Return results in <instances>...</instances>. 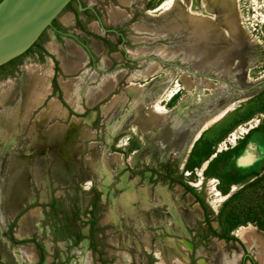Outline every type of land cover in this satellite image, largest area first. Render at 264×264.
<instances>
[{
	"label": "rangeland",
	"instance_id": "obj_1",
	"mask_svg": "<svg viewBox=\"0 0 264 264\" xmlns=\"http://www.w3.org/2000/svg\"><path fill=\"white\" fill-rule=\"evenodd\" d=\"M174 1L170 11L173 0H135L131 5L73 0L26 53L0 68L1 83L24 80L26 68L47 60L53 66L50 91L32 113L15 151L24 182L19 186L33 199L14 202L19 208L9 217L0 200V227L6 224L0 228V264H169V255L180 256L182 250L187 259L180 264H260L243 236L252 232L264 243V84L251 89L264 81V0H230V25L223 24L210 0ZM112 7L123 10L126 22L110 23ZM177 12L203 23L204 32L212 25L218 36L245 44L231 42L232 49L223 55L207 56L205 35L196 27L191 33L176 28ZM65 14L73 15V26L61 23ZM92 22L99 24L98 33L90 30ZM68 40L87 56L70 74L50 51L51 43L66 51ZM93 40L100 43L99 52ZM250 52L257 57L244 64L242 79L234 80L240 72L235 57ZM103 57L106 68L100 64ZM151 68L154 72L147 74ZM109 77L116 79L114 85L88 107L87 92L100 90ZM68 79L81 113L64 98ZM158 83L159 89H152ZM157 95L159 107L155 112L148 108L155 124L150 127L144 122L149 117L143 101L152 98L151 104ZM115 99L120 102L108 110ZM53 100L67 116L42 125L40 143L33 147L29 128ZM229 102L235 103L233 110L203 131L185 154L199 124ZM55 124L63 128L66 142H48L46 133ZM92 145L101 149V162L89 169L85 158ZM125 172L130 186L118 190ZM105 174L113 202L109 192L101 191ZM8 183L0 180L4 201ZM27 215L32 229L19 236V223ZM24 247L35 251L36 263L20 257Z\"/></svg>",
	"mask_w": 264,
	"mask_h": 264
},
{
	"label": "crops",
	"instance_id": "obj_2",
	"mask_svg": "<svg viewBox=\"0 0 264 264\" xmlns=\"http://www.w3.org/2000/svg\"><path fill=\"white\" fill-rule=\"evenodd\" d=\"M118 1L120 4H123V5H131L135 0H118ZM63 17H67L70 21L68 23H64L62 21ZM63 17L61 18V23L64 26H73L74 25V18H73L72 14H65ZM109 18H110L109 19L110 23L113 26H117V25L119 26V25L123 24L124 22H126V20H127V16L123 12V10H121L120 8H115V7H112L111 11H109ZM90 25H89V28L91 31H93L94 33L99 32L97 30H100V27H99V24L97 22H92ZM93 43H94L93 47L95 46L94 48H96L97 52H99L101 50L100 43L96 42L95 40H93ZM50 51L57 56V59L60 61V64H61V67L63 68L64 73L70 74V73L74 72L73 68H80L87 61V56H86L85 51L78 44L73 42L72 40H68V42L66 44V51L59 49L58 45L54 44V43H51ZM76 51H79V53ZM81 51H83V52L81 53ZM80 54H82V55H80ZM100 64H101V67L106 68L108 61L103 57ZM63 65L65 66V68ZM146 73L149 74L148 72H146ZM52 76H53L52 62H51V60H47V62L44 65H42L38 68H35V69L29 68V67L26 68L24 80L7 79L6 81H3L0 83V180L5 179V178L7 179L10 174L12 175L15 173L22 172L20 170V167H19L20 162H18V155H16L15 151L18 150V145L19 146L21 145L19 143V141L21 140L22 133L28 127V122H29V119L31 117L30 115H32V113L35 112L37 110V108L43 103L45 97L47 96V94L50 91V81H51ZM117 77H120V75H118ZM109 79L106 78L105 80H103V84H102L103 86L100 90L96 89L93 92H91V90H89L90 92H87L85 99H86V104L88 107L93 106L94 103L97 102V99H101L100 97H102V96H100V94H103L105 90L108 92V90L116 82V79H113L111 77H109ZM64 83L69 84L68 87L65 86V90H66L64 93L65 100L67 102H69L70 105L78 113H81L82 108L79 105V98L77 97V93L75 92V90L72 89V87H71L73 85L72 80L68 79ZM100 91H101V93H100ZM12 96H13V98H12ZM34 96L36 99L33 98ZM1 100L4 103H2ZM53 101L49 102L48 109H46V110L43 109L42 113L36 117L33 124L29 128L28 135L29 136L32 135V136H30V138L32 140V146L33 147H36V145L40 143L38 131L42 127V125H44L49 119H54V118L55 119L56 118L65 119L67 116L66 110H64L60 106L59 102L57 100H53ZM119 102L120 101H118L117 99L112 100L109 103L110 107L108 106V110L111 107H113L114 105L116 106ZM22 103L25 105L27 104V105L25 106ZM24 109L28 112H26ZM24 111H25V113H24ZM27 113H28V115H27ZM26 117L28 119H26ZM23 121H24V123H23ZM1 127H2V129L4 128L6 130H1ZM62 129L59 128L56 124L54 126H51L46 133L48 135L47 136L48 142L51 143V142L57 141V140H60V141L63 140L64 142H66L67 136L64 135V132H63L64 130H62ZM121 129H122V127L120 126L119 130H121ZM71 147L72 146L69 145V151L73 150ZM91 148H93V149H91L90 153L85 158L86 166H88L87 162H88L89 158H91L93 155H95V153L97 155V153L101 150L98 147L96 148L95 145L94 146L92 145ZM10 149L12 150V152H9ZM79 152H81V150H77L74 155L77 154L76 156H78ZM21 177L22 176H19L20 179H21ZM30 198L33 199L31 196H30ZM42 200L43 201L48 200V193L43 194ZM28 203H31V202H28ZM5 225L6 224H2L1 227H4ZM19 226H21V223H19ZM39 226H40V224H39ZM39 226H37V224H36L34 227L37 230V229H39L38 228ZM19 234H20V229H19ZM25 234L26 233H23L22 236H25ZM36 258L37 259H35L34 261H31V262L28 261L27 259H23V260L25 262H28V263H36L38 260L37 255H36Z\"/></svg>",
	"mask_w": 264,
	"mask_h": 264
},
{
	"label": "bare ground",
	"instance_id": "obj_3",
	"mask_svg": "<svg viewBox=\"0 0 264 264\" xmlns=\"http://www.w3.org/2000/svg\"><path fill=\"white\" fill-rule=\"evenodd\" d=\"M210 4H212L211 8L212 10H214L217 14H219L221 16V19H222V22L223 24L225 25H230L233 23L232 21V16H231V4H230V0H210ZM170 7H171V10L172 9H175V1L173 0V2L170 3ZM214 7V8H213ZM210 8V9H211ZM169 11V12H170ZM240 14V13H239ZM71 16V15H70ZM174 18H178L177 21L180 22L179 25H176L175 27L176 28H180L182 27L183 29H186V30H190V32L188 33H191V30L192 29H196L197 28V32L200 33V35H205V40H203L205 42V46L207 47L206 49L209 51V52H206L207 53V56L210 54V56H218V55H223V54H220L222 53L224 50L228 49H232L231 46L233 45H237V46H242L243 44H245L241 39L238 41L237 39L234 40V42L232 41H229L227 38V35L224 37H220L216 34V32H213V29L214 27L212 25H209V27L207 28L208 30H205L204 32V28H202L201 26H203L201 23L199 24H195L194 21H191L189 20L184 14L180 13V12H177L175 14V16H173ZM240 19V18H239ZM62 21L64 23H68L70 20L67 18V17H63ZM206 22V21H205ZM209 22V21H207ZM211 22V21H210ZM241 24V23H240ZM91 26V25H90ZM96 27V26H95ZM196 27V28H195ZM96 29V28H95ZM235 30V29H234ZM97 31H100V30H97ZM193 31V30H192ZM228 40V41H226ZM222 41H226L225 46L223 45L222 48H220V44L222 45ZM97 42V41H96ZM232 42V44H231ZM228 44H231L228 45ZM75 45V44H74ZM227 45V46H226ZM249 45V44H248ZM77 46V45H76ZM75 46V47H76ZM97 46V45H96ZM198 46L200 48V43L198 42ZM250 46H253V44H251ZM78 47V46H77ZM101 47V46H100ZM252 47V48H253ZM238 48V47H237ZM246 47L244 46L243 49H245ZM80 49V48H79ZM99 49V48H98ZM201 49V48H200ZM211 49V50H210ZM52 50V49H51ZM202 51V49H201ZM79 53V51H76ZM83 51H81L82 53ZM162 52V50H161ZM211 52V53H210ZM256 52V50L254 49V53ZM253 53L250 52L249 54H239L235 57V61L237 60L238 63H239V69H236V70H240L239 74H237V78L235 77L234 80H237L239 81V79L241 78L242 79V74L246 73V68L244 66L245 65H250L255 57L252 55ZM82 55V54H80ZM227 58V57H226ZM228 63H230V61L232 60H227ZM76 63V62H75ZM63 64V63H62ZM211 64H215V62L212 61ZM65 65V64H64ZM63 65V66H64ZM74 66V65H73ZM151 67L153 68L154 66H152L151 64ZM231 67V66H230ZM65 68V66H64ZM152 68L150 69V72L149 70L147 71L148 73H152L154 71H152ZM155 68V67H154ZM49 69V68H48ZM231 70H235V69H232V67L230 68ZM43 70V69H42ZM158 70V68H157ZM30 77V76H29ZM138 77V76H137ZM141 77V76H140ZM109 79V78H108ZM110 80V79H109ZM167 81V79H165ZM164 80V81H165ZM33 81V80H32ZM163 81V82H164ZM249 80H246L245 79V83H248ZM44 83V82H43ZM42 83V84H43ZM112 83V82H111ZM8 84V83H7ZM68 84V83H67ZM165 84V82H164ZM186 84V83H185ZM69 85V84H68ZM174 85V84H173ZM34 86V85H33ZM36 86V85H35ZM68 87V86H67ZM155 87V88H153ZM160 87L159 83L158 84H155L154 86H152V89H155V90H158ZM164 87V86H163ZM175 87V86H174ZM3 88V87H2ZM168 88V87H167ZM181 88V87H180ZM33 89V88H32ZM151 89V90H152ZM161 89V88H160ZM176 89V88H175ZM150 90V89H149ZM150 90V91H151ZM173 91V90H172ZM247 91V90H246ZM4 93V92H3ZM162 93V92H161ZM171 93V92H170ZM34 94V93H33ZM167 96V95H166ZM170 96V95H169ZM249 96L247 97H242V98H239L238 100L235 101L236 102H240V101H243L244 99L248 98ZM4 98V97H3ZM11 98V97H10ZM13 98V96H12ZM35 98V96L33 97ZM159 98L160 96H156L155 97V100L149 104L148 101H150L152 98H148V100H145L143 101V104L144 106L147 107V111H146V115L148 112V108L150 110V106L151 108L153 109V111L155 112L156 109L159 107ZM6 99V98H5ZM36 99V98H35ZM34 99V100H35ZM168 99V98H167ZM31 100V99H30ZM2 101V100H1ZM159 101V102H158ZM162 101V100H161ZM34 102V101H33ZM54 102V101H53ZM2 103H4L2 101ZM148 103V104H147ZM235 103L233 102H229L224 108H222L220 111H218L215 115L209 117L208 119L204 120L202 123L199 124V127H197L196 131L193 133L191 139L187 142L186 146H185V150H184V153L187 154L190 149L193 147V145L195 144V142L197 141V139L200 137V135L202 134L203 131H205L206 129L210 128L212 125H214L215 123H217L218 121H220L222 118H224L230 111L233 110V107L235 105ZM23 104V103H22ZM34 104V103H33ZM9 105V104H8ZM25 105V104H23ZM27 105V104H26ZM25 105V106H26ZM52 105V104H51ZM35 106V105H34ZM50 109V108H49ZM25 110V109H24ZM32 110V109H31ZM26 111V110H25ZM24 111V113H25ZM160 111V110H158ZM28 112V111H26ZM151 112V111H150ZM11 113V112H10ZM136 113V112H135ZM160 113V112H158ZM164 114V113H163ZM25 115V114H24ZM28 115V113H27ZM60 115V114H59ZM26 116V115H25ZM31 116V115H30ZM149 117V119H146L144 122L147 126H150L152 127L153 125L155 124H151L153 122L152 120V115H147ZM178 116V115H177ZM3 117V116H2ZM23 117V116H22ZM135 118V117H134ZM21 119V118H20ZM26 119H28L26 117ZM28 122V121H27ZM184 120L182 119L181 120V123H183ZM24 123V121H23ZM159 123L156 121V124ZM196 124V122H195ZM198 124V122H197ZM24 125V124H23ZM26 125V124H25ZM4 126V125H3ZM20 127V126H19ZM164 128L167 129L168 128V125H164ZM123 129V128H122ZM1 130H6V129H2L1 127ZM9 130V129H8ZM12 130V129H11ZM21 130V129H20ZM25 131V130H24ZM6 133V132H5ZM18 133V132H17ZM52 134V133H51ZM14 136V135H13ZM19 136V135H18ZM22 136V135H21ZM32 136V135H30ZM16 137V136H15ZM52 137V136H51ZM22 138V137H21ZM33 139V138H32ZM19 146V145H18ZM5 149V148H4ZM6 151V150H5ZM77 155V154H76ZM98 158H97V155H93L91 158H89L88 162H87V168L91 169V168H94V167H97L98 164H100L99 162L101 161H98ZM120 160V159H119ZM97 162V163H96ZM109 162V161H108ZM112 162V161H111ZM102 164V163H101ZM115 164H116V161H115ZM122 164V163H121ZM20 167V166H19ZM110 168V167H109ZM97 169V168H96ZM23 170V169H22ZM98 170V169H97ZM91 171V170H90ZM13 173V172H12ZM93 174V173H92ZM22 175V172L20 173H15V174H10L9 177L6 179V180H9L10 183H8L6 185V189H4L5 192H7V197H6V200L4 201L3 199H0L1 202H2V206L7 207V211H6V216L9 217V215H11L12 213H14V211L16 209H18L19 207H15L16 203H18L19 201H24L25 199H30V192L29 190L28 191H25L23 187L19 186L21 184H23L24 182L21 181V179L19 178V176ZM15 185V188H13ZM5 188V187H4ZM2 190V189H1ZM25 191V192H24ZM129 195V194H128ZM140 197V196H139ZM142 199V198H141ZM3 200V201H2ZM16 202V203H14ZM126 203V202H125ZM18 205V204H17ZM119 206V205H118ZM131 206V205H130ZM21 207V206H20ZM120 208V207H119ZM121 212V210H120ZM32 215V213L30 214ZM32 216H35V215H32ZM140 216V215H139ZM104 221V220H103ZM1 222V221H0ZM29 218H28V215L25 217V219L21 222V226H20V234L19 236H22L23 233H26V232H29L32 227L30 226L29 224ZM29 230V231H28ZM239 234V233H238ZM148 240V239H147ZM243 240L245 241V243L248 245V247H253V249L255 248V254H256V259H258L260 261V264L262 263V255L264 253V243L263 241L261 240V238H259V236H257V234L255 235V233H252V232H246L244 233V236H243ZM20 254V257H23V259H27L29 261H34L36 258V254H35V251L32 249V248H21L19 249L18 251ZM180 253V256L176 255V254H170L169 257H168V261H169V264H180L182 262H185L186 259H187V255L186 253L182 250L179 252ZM209 256V255H208ZM211 256V255H210ZM203 263H205L204 261H202Z\"/></svg>",
	"mask_w": 264,
	"mask_h": 264
},
{
	"label": "water",
	"instance_id": "obj_4",
	"mask_svg": "<svg viewBox=\"0 0 264 264\" xmlns=\"http://www.w3.org/2000/svg\"><path fill=\"white\" fill-rule=\"evenodd\" d=\"M73 0H1L0 1V67L26 53L51 25L57 16ZM82 9V8H81ZM84 10V9H82ZM264 81L253 85L256 89ZM249 91V89H247ZM128 173L120 178L118 190L126 189ZM110 181L105 174L101 191L109 192V199L114 201Z\"/></svg>",
	"mask_w": 264,
	"mask_h": 264
},
{
	"label": "trees",
	"instance_id": "obj_5",
	"mask_svg": "<svg viewBox=\"0 0 264 264\" xmlns=\"http://www.w3.org/2000/svg\"><path fill=\"white\" fill-rule=\"evenodd\" d=\"M1 68V67H0ZM234 241H237V239H233Z\"/></svg>",
	"mask_w": 264,
	"mask_h": 264
},
{
	"label": "flooded vegetation",
	"instance_id": "obj_6",
	"mask_svg": "<svg viewBox=\"0 0 264 264\" xmlns=\"http://www.w3.org/2000/svg\"><path fill=\"white\" fill-rule=\"evenodd\" d=\"M84 245H86V243L84 242Z\"/></svg>",
	"mask_w": 264,
	"mask_h": 264
}]
</instances>
